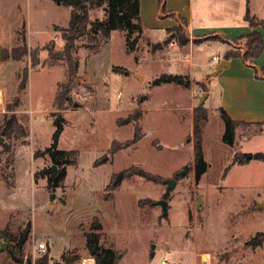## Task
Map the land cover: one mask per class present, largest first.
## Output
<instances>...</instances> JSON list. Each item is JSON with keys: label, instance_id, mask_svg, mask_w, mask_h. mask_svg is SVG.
<instances>
[{"label": "rangeland", "instance_id": "374dc122", "mask_svg": "<svg viewBox=\"0 0 264 264\" xmlns=\"http://www.w3.org/2000/svg\"><path fill=\"white\" fill-rule=\"evenodd\" d=\"M72 8L64 1L0 0V264H36L44 254L48 264L94 259L85 242L92 224L98 245L114 250L115 264H162L164 257L200 264V256L210 264H264V242L254 249L246 245L264 231V161L232 162L235 153L264 152V126L239 124L229 145L221 139L215 79L206 86L207 77L182 75L188 87L152 84L163 73H176L173 63L190 59L192 43L224 42L214 35L194 39L177 20L184 45L167 30L159 41L139 37L128 52L123 31L112 30L108 38L94 32V22L106 17L104 6L94 8L89 33L76 42L75 77L67 82L65 62L48 51L55 56L62 50L61 29ZM24 43L29 54L13 59ZM200 55L207 59L209 52ZM60 82L66 97L58 100V110L53 102ZM201 106L207 168L196 180L193 117ZM57 113L63 119L57 148L72 151L68 158L75 163L65 166L53 187V164L44 149ZM12 116L15 122L6 124ZM140 170L150 177L138 175ZM169 179L175 185L164 196ZM160 199L167 200L164 216ZM27 226L19 253L16 242ZM38 243L45 244L44 253Z\"/></svg>", "mask_w": 264, "mask_h": 264}, {"label": "trees", "instance_id": "16d2710c", "mask_svg": "<svg viewBox=\"0 0 264 264\" xmlns=\"http://www.w3.org/2000/svg\"><path fill=\"white\" fill-rule=\"evenodd\" d=\"M55 3H60V1L64 0H53ZM65 2V1H64ZM65 4H67L65 2ZM69 5V4H67ZM159 5L161 11L165 9V0H159ZM72 6V10L70 11L69 20L67 26L61 29V38L64 41L62 50L56 52L55 56L51 50L48 51L49 56L58 60H62L66 64V78L65 81L72 82L77 68L78 63L74 57V53L76 50V42L87 35V23L89 21L88 12L94 8L104 6L106 17L104 20H96L94 26V32H99L100 35L104 38H108L109 34L112 30L123 31L125 34V46L128 52H132L135 49L136 43L143 33V28L139 18V0H74ZM173 17L177 18L180 22L187 26L186 21L181 17H176L174 13H171ZM244 19L248 22L251 27H255L257 25H262L263 21L256 19L253 15H251L248 10L244 14ZM168 31H173L177 36V39L181 45H184L187 42V38L184 32L180 29L179 25H176L170 28ZM89 33V32H88ZM216 38H219L224 43L229 44L231 47L224 52L223 59L229 60L232 57H241V59L245 62L254 66V60L259 56L262 50L263 41L261 35L257 31H251L246 35H242L231 42H228L226 39L214 35ZM175 37V36H173ZM239 45V48L236 46ZM235 47V48H234ZM28 52V48L24 43L22 51L19 53L16 50H13L12 57L15 60L20 59ZM3 55V49H2ZM2 58V56H1ZM264 71V68H262ZM26 71L24 72L21 81L19 82V88L23 89L26 81ZM166 83H174L181 86H188L189 80L185 78V76L179 74H167L163 73L152 81L153 85H161ZM62 82L57 84V90L54 96L53 105L58 109H62L61 103L58 100L65 99V93H63ZM219 117L223 122V134L222 141L232 145L234 140V134L236 127L240 124V122L232 120L228 114L220 107L218 109ZM53 124L54 131L52 133V142L49 146L44 149V153H46L52 164L62 165L59 170V174L53 179L49 178V185L56 187L58 186L59 181L65 176L66 173V165L74 164V158H68V155L73 154V152H68L67 150H60L57 148L58 137L62 131V117L60 114H53ZM206 112L204 108L198 107L194 110L193 117V136H194V144H193V159H194V176L195 179L198 180L202 173L205 172L207 168V163L203 158L202 146H201V126L202 123L206 120ZM9 121H14L15 119L12 116L10 120L6 122L9 124ZM260 126H264V122L257 123ZM137 139V134H134L132 141L134 142ZM250 159H256L259 161H264V152H254L251 154L246 153H235L233 156V163H247ZM138 175L142 177H150L148 174L140 170L137 172ZM98 226L92 224L90 226V231L85 233L86 237V245L94 251L93 257L95 264H115L114 259V250L110 247H102L97 243V236L94 233ZM29 233V227L27 226L23 232L20 234L19 239L17 240V250L21 253V248L23 243L26 241ZM264 242V231L256 232L255 235L246 243L251 248H256L261 246ZM27 264H31L30 260H27ZM36 264H48V255L44 254L39 262Z\"/></svg>", "mask_w": 264, "mask_h": 264}, {"label": "crops", "instance_id": "0c3cea01", "mask_svg": "<svg viewBox=\"0 0 264 264\" xmlns=\"http://www.w3.org/2000/svg\"><path fill=\"white\" fill-rule=\"evenodd\" d=\"M258 1L261 7L255 0H165V9L161 11L159 0H139V18L143 28L140 38L156 41H159V36L163 38L166 31L177 24V18L171 13L186 21L194 39L218 35L231 42L253 30L261 35L263 46L254 66L245 63L241 57H232L217 72V67L224 60V52L231 46L227 48V43L224 45L207 39L189 45L190 59L187 62L172 64L177 70L174 74L189 75L195 80L207 77L206 86L215 79V85L220 89L219 105L215 108L221 107L232 120L249 125L264 122V0ZM247 10L263 24L251 27L244 19ZM203 51L209 52L207 59L200 55ZM214 55L219 58L212 59ZM210 88H207V98Z\"/></svg>", "mask_w": 264, "mask_h": 264}, {"label": "water", "instance_id": "95a60500", "mask_svg": "<svg viewBox=\"0 0 264 264\" xmlns=\"http://www.w3.org/2000/svg\"><path fill=\"white\" fill-rule=\"evenodd\" d=\"M67 4H69V5H72L73 4V2H74V0H64ZM1 56H2V47H1V45H0V61H1ZM226 64V60H222L221 61V63L219 64V66L217 67V72L219 71V70H221V68L224 66ZM137 77L138 78H140L139 77V75H137ZM204 95V94H203ZM203 97V96H202ZM203 104V99H201L200 100V105H202ZM73 106H76V104H74ZM187 166H185L184 167V169L182 170V171H180V172H178L177 173V176H179V175H183L186 171H187ZM51 171H52V178H53V176L56 174V171H57V168H56V165H52L51 166ZM121 173H119L118 175H117V177H116V181H118L120 178H121ZM164 183L167 185L166 186V190H165V193H164V196H166L168 193H169V191L174 187V185H175V180H173V179H169V180H165L164 181ZM157 204L158 205H160V207H161V211H162V216H164V215H166V213H167V200L166 199H160V200H158L157 201ZM93 253H94V251L93 250H91V255H93Z\"/></svg>", "mask_w": 264, "mask_h": 264}, {"label": "built area", "instance_id": "2783aa9c", "mask_svg": "<svg viewBox=\"0 0 264 264\" xmlns=\"http://www.w3.org/2000/svg\"><path fill=\"white\" fill-rule=\"evenodd\" d=\"M219 57L217 55L212 56V59H218ZM1 94V93H0ZM37 251L39 253H44L46 251V246L44 243H38L37 244ZM200 264H210V259L209 258H204L203 256H200ZM81 264H94V259L91 257L88 258H84L81 261ZM162 264H176L174 262H172L170 259L168 258H162Z\"/></svg>", "mask_w": 264, "mask_h": 264}, {"label": "bare ground", "instance_id": "6f19581e", "mask_svg": "<svg viewBox=\"0 0 264 264\" xmlns=\"http://www.w3.org/2000/svg\"><path fill=\"white\" fill-rule=\"evenodd\" d=\"M0 101H1V97H0Z\"/></svg>", "mask_w": 264, "mask_h": 264}]
</instances>
